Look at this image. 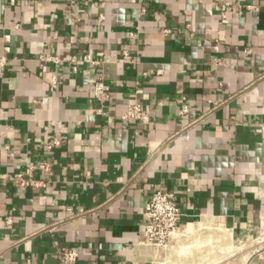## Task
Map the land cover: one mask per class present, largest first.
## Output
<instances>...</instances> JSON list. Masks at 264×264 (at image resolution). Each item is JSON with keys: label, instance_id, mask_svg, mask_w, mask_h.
<instances>
[{"label": "crops", "instance_id": "obj_1", "mask_svg": "<svg viewBox=\"0 0 264 264\" xmlns=\"http://www.w3.org/2000/svg\"><path fill=\"white\" fill-rule=\"evenodd\" d=\"M229 1L0 0V264H61L60 247L155 264L139 240L158 188L185 232L252 240L242 264H264V0ZM133 100L148 123L120 119ZM28 165L42 185L15 187Z\"/></svg>", "mask_w": 264, "mask_h": 264}, {"label": "built area", "instance_id": "obj_2", "mask_svg": "<svg viewBox=\"0 0 264 264\" xmlns=\"http://www.w3.org/2000/svg\"><path fill=\"white\" fill-rule=\"evenodd\" d=\"M222 6L230 4L229 0H216ZM251 7V6H250ZM74 60V57H72ZM43 60H56L51 56H43ZM81 61L93 64L95 63L87 54L82 55ZM6 64V59L0 56V69ZM55 82V77L52 78ZM93 95L100 101H106L109 98L107 86L103 83L102 77L98 76L93 84ZM187 110V105H182L181 112ZM101 113V109L98 110ZM120 119L126 122H141L148 123L149 114L144 105L133 100L130 102L125 110L121 113ZM260 131L264 134V124L259 125ZM60 145L59 138H53L47 145L46 150H52ZM33 166H26L24 172H18L13 178V184L17 188H25L27 186L36 187L42 185V180L36 179L33 174ZM41 173L50 174L51 166L48 162H40L36 165ZM181 209L178 205L173 192L158 188L153 192L149 201L145 204L142 217L144 220V227L140 234V242L150 245L156 252L157 256L173 247L174 243L180 239L181 235L186 231L180 227L179 220L181 217ZM10 223V219L6 220ZM178 234L179 239L174 240L173 235ZM57 257L61 264H77L79 257L78 249L75 247H60L57 249Z\"/></svg>", "mask_w": 264, "mask_h": 264}, {"label": "rangeland", "instance_id": "obj_3", "mask_svg": "<svg viewBox=\"0 0 264 264\" xmlns=\"http://www.w3.org/2000/svg\"><path fill=\"white\" fill-rule=\"evenodd\" d=\"M260 231L264 233V229ZM207 234H209L208 229L198 224L193 225L187 232L181 235L180 239L179 237L177 238L179 240L176 239L177 242L174 243L172 251L168 250L158 255L155 264H208V262L212 264L215 262H217L216 264H242L246 258L247 246L253 244L252 240L241 243H230L229 248L225 252H222V246L216 247L210 244V242H204L206 239L204 236ZM257 237L258 240H261V237L264 239V235L260 236V233H257L253 238ZM180 246L188 247L186 249L183 248L178 253L177 251ZM206 251H211V254L208 255L209 253L207 254ZM203 257H206L207 261ZM227 257H230V261H228Z\"/></svg>", "mask_w": 264, "mask_h": 264}, {"label": "bare ground", "instance_id": "obj_4", "mask_svg": "<svg viewBox=\"0 0 264 264\" xmlns=\"http://www.w3.org/2000/svg\"><path fill=\"white\" fill-rule=\"evenodd\" d=\"M199 223V222H198ZM207 223V222H206ZM209 223V222H208ZM200 224V223H199ZM210 224V223H209ZM201 226H204V224L203 223H201ZM208 226V225H207ZM209 227V226H208ZM226 230V229H225ZM226 232V231H225ZM227 235V234H226ZM173 237H174V240H176L179 236H178V234H174L173 235ZM175 247V246H174Z\"/></svg>", "mask_w": 264, "mask_h": 264}]
</instances>
